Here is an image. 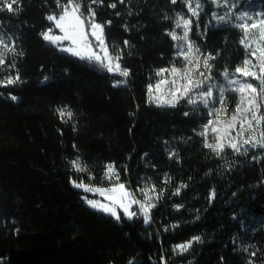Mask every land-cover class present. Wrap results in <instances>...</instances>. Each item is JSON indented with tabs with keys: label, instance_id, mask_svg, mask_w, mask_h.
<instances>
[{
	"label": "trees",
	"instance_id": "trees-1",
	"mask_svg": "<svg viewBox=\"0 0 264 264\" xmlns=\"http://www.w3.org/2000/svg\"><path fill=\"white\" fill-rule=\"evenodd\" d=\"M82 1L81 11L95 10V22L105 26L109 52L127 78L43 39L50 27L57 32L46 19L62 12L56 0H18L19 11H0L8 45L0 81L20 77L0 86V264H264V149L218 154L198 134L208 120L204 109L183 100L176 107L149 103L156 71L181 66L168 33L186 13L184 0ZM255 1L264 9V0ZM234 24H193L201 53L215 57V76L247 56ZM229 97L231 114L238 98ZM63 109L73 113L67 123ZM77 159L88 171L73 168ZM109 164L119 173L115 183L137 199L154 187L150 223L139 212L117 221L73 186L110 187ZM187 242V251L176 249Z\"/></svg>",
	"mask_w": 264,
	"mask_h": 264
},
{
	"label": "snow or ice",
	"instance_id": "snow-or-ice-1",
	"mask_svg": "<svg viewBox=\"0 0 264 264\" xmlns=\"http://www.w3.org/2000/svg\"><path fill=\"white\" fill-rule=\"evenodd\" d=\"M123 2L124 0H120V3ZM176 2L177 0H171L173 4ZM211 2L218 7L223 3L230 9L228 15L231 14V9L236 7L235 3L229 4V0H211ZM92 3H103V0H92ZM185 3L192 15L198 17L199 13L196 9L201 8L199 0H197L195 8L188 0H185ZM17 4L18 0H0V5H2L0 11L15 13L19 11L18 8L14 7ZM56 4L62 9V12L58 16L55 14L48 15L46 19L52 22L62 35H54L53 29L50 27L46 32L41 33L43 39L57 46L67 41L69 47H62L61 51L69 52L81 60L99 65L107 72L127 78L130 73L127 68H122L119 64L120 57L112 56L109 52L105 42V26L95 22V10L89 7L86 16L81 11L83 5L78 0H68L66 4H61V0H56ZM109 6L115 8L116 4L112 3ZM213 17L216 18V13H213ZM236 19L239 23L230 26L242 33L240 44L246 50L247 56L231 74L227 70L222 73L229 85L227 90L235 93L238 98L231 114H229L228 106L225 103L224 93L226 89L220 86L218 89L219 97L216 98L212 86L205 89V81L197 78L210 79L206 76V71L210 72L214 67V65L209 64V60L215 59V57L209 55L201 62L199 49L189 40L192 21L184 17H180L176 21V27L183 28V35H178L175 31L168 33L173 41L184 42V47L176 46L179 49L177 55L182 57L184 64L178 67L173 63L171 67L158 69L155 75L160 79L154 85L150 83L147 87L149 103H153L157 107H176L183 100L194 106L193 111H198L197 105H203L205 109H208L207 115L213 118L208 119L202 125V130L198 134L204 138V146L218 154L223 153L225 148H230L239 154L242 151V145L264 149V127H261L264 125V113L261 112V108L264 106V11L255 14L243 11L237 15ZM220 23L227 24L228 21L224 16H220L218 24ZM90 36L95 39V45L90 40ZM0 46L8 49V45L2 36H0ZM96 47H99L102 55L95 51ZM4 63L5 59L3 55H0V65ZM12 66L14 67V65ZM201 69L206 71H201ZM230 76L234 78H230ZM249 78L258 81L259 86H254L253 83L249 82ZM19 80L20 77L17 75L15 79L8 78L6 81H0V86L6 87ZM124 82L126 80L118 81L115 86ZM11 99L15 101L18 98L11 96ZM210 103L213 105L211 108L209 107ZM217 104L220 107H216ZM58 111L62 118L67 116L68 119L65 123L72 120V112L66 109ZM184 114L187 116L188 112ZM247 151L248 148H243L244 154H247ZM70 163L77 172L88 171V165L81 166L78 159ZM106 169L105 179L119 181V173L114 164L107 165ZM88 174L91 176L90 172ZM72 183L74 187L83 189L84 192L103 197L107 203L87 197L84 199L90 207L112 216L117 221L121 219L120 211L128 220L137 217V211L133 210V205H139V213L143 216L145 224L151 221V209L155 208L156 205L152 203L153 196L149 194L147 187L141 189L145 200L140 201L136 199L132 191L126 188L124 183H113L107 188L85 184L82 181H72ZM151 191H155L154 187ZM212 195L214 196L215 193ZM194 239L199 241L200 237L197 236ZM190 247L191 242L176 245V249L181 252L187 251Z\"/></svg>",
	"mask_w": 264,
	"mask_h": 264
},
{
	"label": "rangeland",
	"instance_id": "rangeland-1",
	"mask_svg": "<svg viewBox=\"0 0 264 264\" xmlns=\"http://www.w3.org/2000/svg\"><path fill=\"white\" fill-rule=\"evenodd\" d=\"M211 1V0H210ZM255 0H229V4H232V3H235L236 4V7L234 9H231V14L228 15V13L230 12V9L226 6L223 5V3H221V6H216L214 4H212V6H210L209 3H204L203 1L199 0V3L201 5V8L199 9H196L197 12L199 13V16H193L192 15V12L189 11V8L187 6V4L185 3V6H186V13H181L177 16V19L176 21L180 18V17H184L186 19H190L192 21V25H191V31L189 32V40L192 42V44L199 49L198 45L196 44V42L193 40L191 34H192V28H193V24L194 23H198V25L200 26L201 22L204 21L206 23V28H209V27H212L214 24L217 25L218 24V18L220 16H224L225 19L228 21V22H234V23H239V21L236 19L237 15L240 14L241 12L243 11H249L250 13H253L255 14L256 12H262L264 11V9L261 8L260 5H256V1L254 2ZM185 2V0H184ZM188 2L191 3L192 7L195 8L196 7V3H197V0H188ZM213 13H216V18L213 17ZM259 18V17H257ZM175 26H176V22H175ZM178 35H183V28H177L175 27V30H174ZM54 35H62V33L59 31V29H57V32H53ZM204 32L202 30L199 31V35H203ZM0 36L3 37L2 34H0ZM4 38V37H3ZM90 40L92 41V43L95 45L96 44V41L93 37H89ZM5 40V38H4ZM106 42V41H105ZM5 43H6V40H5ZM176 43V46L177 45H181V47H184V42L183 41H175ZM57 46V45H55ZM57 47H69V43L67 41H64L62 42L61 45L57 46ZM95 51H97V53H100V49L99 47H96L95 48ZM179 49L176 47V54H175V57L177 59H180L181 60V66L184 64V61L182 59V57H179L177 55ZM69 53V52H67ZM71 54V53H69ZM102 55V53H100ZM199 54L201 55V62L203 61L204 58H206L207 56H204L200 49H199ZM0 55H3L4 59H5V48H3V46H0ZM72 55V54H71ZM76 57V56H75ZM79 58V57H77ZM250 58V57H249ZM211 61L212 60H209V64L211 65ZM94 64V63H93ZM201 71H206L204 69H201ZM232 73V72H231ZM230 73V74H231ZM206 76L210 77V79H205V77H197L199 79H202L205 81L204 83V88L207 89L209 86H212V91L214 93V97L218 98L219 97V87L220 86H223L226 91L224 93V96H225V103L226 105L228 106V112H229V109H230V105H231V99H230V95L231 94H234L233 92L227 90L229 85L227 83V81L224 79L223 75L221 74L220 76H215L212 72V69L210 72H207L206 71ZM230 78H234V77H231ZM160 77L157 78V80H159ZM156 80V81H157ZM156 81L154 83H152L153 85L156 83ZM249 82L253 83L254 86H259V82L258 81H255V80H251V78H249ZM199 91V90H197ZM153 104V103H152ZM155 105V104H154ZM192 107H194L193 105H191ZM216 107H220L219 104L215 105ZM198 109H204L205 112H206V115H207V111L208 109H205L203 107V105H197L196 106ZM209 107H213V105L210 103L209 104ZM261 112L264 113V106H262L261 108ZM208 116V115H207ZM213 117L212 116H208V119H212ZM261 127H264V125H262ZM257 137L259 138V132L257 131ZM242 150L243 148H252L248 145H242ZM256 148H259V147H256ZM109 181V180H107ZM110 183H115V179H113L112 181H109ZM111 184V185H112ZM126 188H128L130 191H132V189L130 187H128V185H126ZM146 187L149 189V194L153 196V201L152 203H155L156 205V202H157V196H156V193L155 191H151V187L146 185ZM80 189V188H79ZM83 191V189H80ZM84 192V191H83ZM133 192V191H132ZM86 194H89L91 196H87L88 199H94V200H100L102 202H105L107 203V201H104L103 200V197L99 196L98 194H93V193H88V192H85ZM134 194V192H133ZM136 197V196H135ZM142 197L143 199H141L140 201H144L145 200V197H144V194H142ZM137 199V198H136ZM139 200V199H137ZM133 210L137 211V213L139 212V205H133ZM118 211H120L118 209ZM120 213H122V211H120ZM249 225H245V229H248ZM179 251V250H178ZM181 252V251H179ZM184 252V251H183Z\"/></svg>",
	"mask_w": 264,
	"mask_h": 264
},
{
	"label": "built area",
	"instance_id": "built-area-1",
	"mask_svg": "<svg viewBox=\"0 0 264 264\" xmlns=\"http://www.w3.org/2000/svg\"><path fill=\"white\" fill-rule=\"evenodd\" d=\"M79 3H81V4L83 5V1H82V0L79 1ZM96 4L100 5V4H102V3H96ZM116 83H117V82H116Z\"/></svg>",
	"mask_w": 264,
	"mask_h": 264
}]
</instances>
